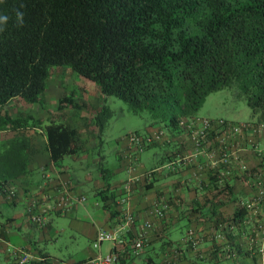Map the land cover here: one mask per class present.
Listing matches in <instances>:
<instances>
[{
  "label": "trees",
  "instance_id": "16d2710c",
  "mask_svg": "<svg viewBox=\"0 0 264 264\" xmlns=\"http://www.w3.org/2000/svg\"><path fill=\"white\" fill-rule=\"evenodd\" d=\"M16 11L24 13L23 24ZM0 15L9 18L0 21V133L24 130L29 122L41 130V120L14 118L5 108L14 100L37 104L50 69L58 67L94 83L103 101L119 99L154 124L183 130L181 120L195 118L210 94L226 88H236L252 120L264 122V0H4ZM85 106L66 97L57 109L69 107L71 118H79ZM106 116L107 107L99 105V131ZM41 132L54 164L74 153L77 131L63 121ZM17 153L0 165L18 164ZM0 175V187H10L11 174ZM243 213L238 206L234 217ZM124 249L117 250L119 260L131 256L130 245Z\"/></svg>",
  "mask_w": 264,
  "mask_h": 264
},
{
  "label": "crops",
  "instance_id": "0c3cea01",
  "mask_svg": "<svg viewBox=\"0 0 264 264\" xmlns=\"http://www.w3.org/2000/svg\"><path fill=\"white\" fill-rule=\"evenodd\" d=\"M68 116L72 114L64 118ZM76 124L68 120L66 125L77 131L72 142L74 153L67 157L77 162L84 176L63 166V160L54 164L44 137L32 140L27 159L16 160L18 164L12 159L8 166L2 163L7 168L0 165V172L11 174L7 184L16 192L12 201L0 196V264H16V258L24 256L32 257L33 264H52L50 256L41 253L34 241H51L55 236L46 219L52 215L70 217L90 243L81 258L65 263L83 264L96 253L91 247L96 232L111 231L122 221L124 206H117L115 201L129 176L138 178L128 206L135 222L123 235V245L112 243L107 251L114 248L125 252L124 248L131 246L139 234L144 235L145 246L141 254L130 253L118 264H264V135L236 129L228 135L213 136L200 153L185 131L151 121L141 134L161 130L164 135L149 147L154 152L151 160L148 158V166L141 163V157L129 162L123 156L118 143L121 137L115 145L118 168L100 166L90 172L88 157L94 137L84 125ZM102 162L101 158L98 164ZM35 169L37 177L29 174ZM120 171L125 177L114 179ZM67 181L70 199L66 208L47 211L42 229L29 223L30 206L35 205L33 212L38 213L41 205L55 204L61 184ZM111 193L114 202L102 200V196ZM90 195L99 197L96 206L103 210L100 223L76 216L81 213L79 209L88 213L86 202ZM80 196L85 198L83 203L78 201ZM161 203L167 204L168 209L162 218H157L151 212L155 204ZM238 206L245 210L241 220L234 217ZM16 208L22 210L10 212ZM177 230L179 234L175 233ZM12 236L17 237L15 243L11 242Z\"/></svg>",
  "mask_w": 264,
  "mask_h": 264
},
{
  "label": "rangeland",
  "instance_id": "374dc122",
  "mask_svg": "<svg viewBox=\"0 0 264 264\" xmlns=\"http://www.w3.org/2000/svg\"><path fill=\"white\" fill-rule=\"evenodd\" d=\"M238 95L239 92L236 88H226L214 92L204 100L201 107L195 113V116L218 120L224 119L236 125L237 130L242 133L249 130L250 132H256L263 136L264 122H250L252 120L251 112L246 105L245 99ZM66 97H71L73 101L81 105L86 104L84 109L81 110L82 112L79 118H69L71 116L67 118L71 122L77 123V126L84 125L85 130L91 132L94 137V147L90 150L88 157L90 161L88 162V169L90 172H95L100 166L109 169L118 168L119 164L115 156V145L118 139L124 137L127 133L142 131L152 120L147 113L140 115L133 113L126 103L114 97H106L105 101H103L94 83L78 76L70 69L66 67L51 68L45 90L40 95L37 104L14 100L5 108V111L9 112L14 118L31 116L34 119L41 120V130L39 128L33 129L29 122L27 128L24 130L14 131L11 129L8 132L4 131V133H0V159H8L13 154L16 156L18 154L17 152H20V159H27L32 140L37 139L40 141V139H43L41 131L45 125L52 121L58 123L63 121V124L67 125L68 120L66 117L65 120L62 114L66 116L71 115L72 110L67 107L60 113L57 109L59 101ZM87 104H90L95 109L87 108ZM97 104L100 107L105 105L109 112V116L102 119L103 128L101 131L95 125L94 119L99 108ZM72 116L74 115L72 114ZM42 147L43 145L41 144ZM153 152L151 148L144 150L140 156L141 163L148 166V158L151 160ZM101 158L103 162L98 164ZM62 165L68 167V169H71L79 176H84L85 174L83 169L80 170L77 168V162L71 157H65ZM30 173L33 177H37L39 174L36 169L30 171ZM124 177L123 171H120L115 174L114 179L117 178L120 180ZM87 199L86 206L88 213H84L82 209H79L78 212L81 213L76 216H78L79 220L90 221V218H92L95 222H102L100 217L103 216V210L96 206L99 197L90 195ZM20 209H11L10 212L19 211ZM46 219L55 236L51 241L49 238H46L47 240L42 242L34 238V241H37L40 252L48 254L50 256V263L52 264H65L70 259L81 258L83 251L88 250L90 243L77 231L72 219L70 217L56 215H52L50 218L46 217ZM179 231L177 230L175 233L179 234ZM16 240L17 237L12 236L11 242L15 243ZM110 245H112L111 242H104L102 244V254L108 252L107 250Z\"/></svg>",
  "mask_w": 264,
  "mask_h": 264
},
{
  "label": "built area",
  "instance_id": "2783aa9c",
  "mask_svg": "<svg viewBox=\"0 0 264 264\" xmlns=\"http://www.w3.org/2000/svg\"><path fill=\"white\" fill-rule=\"evenodd\" d=\"M179 126L188 133L196 145L200 148L199 152L202 153L204 146H206L215 135H228L235 129L232 128L229 123H224L223 120H214L208 118H189L187 120H181ZM163 131L157 130L151 134L140 135L134 132L128 133L121 142V151L124 157L129 162L137 161L140 155L145 150L146 146L159 142L163 138ZM131 171L133 168H130ZM151 176L147 174L145 177ZM138 182V178L135 176H129V178L123 183L122 188L118 194V199L115 201L117 206H124L121 210L122 221L116 224L113 230L104 231L98 230L92 241L91 247L96 252L91 258L85 261L83 264H118L120 256L117 250L112 248L106 254H102L101 246L104 242H111L115 245H120L123 235L128 232L130 227L134 224L135 218L129 211L128 206L131 200L132 188ZM1 194L4 195L6 200H11L15 196V189L12 187H0ZM57 195L58 200L55 204H43L38 209V213H34L35 205H31L28 209V222L38 228L42 229L46 226V219L44 214L49 210L62 211L68 204L70 188L68 182L61 184ZM78 201L83 203L85 198L80 196ZM168 209V205L165 203L155 204L152 210V215L157 218H162ZM262 240L264 242V232ZM145 246L144 235L139 234L130 246L133 255H139L143 252ZM262 252V249H260ZM32 257L24 256L16 258L17 264H29Z\"/></svg>",
  "mask_w": 264,
  "mask_h": 264
},
{
  "label": "clouds",
  "instance_id": "9594fccd",
  "mask_svg": "<svg viewBox=\"0 0 264 264\" xmlns=\"http://www.w3.org/2000/svg\"><path fill=\"white\" fill-rule=\"evenodd\" d=\"M3 2H4V0H0V3H3ZM15 15H16L18 23L23 24L24 13H22L20 11H16ZM8 19H9L8 16L0 15V21H2L4 24L7 23Z\"/></svg>",
  "mask_w": 264,
  "mask_h": 264
}]
</instances>
